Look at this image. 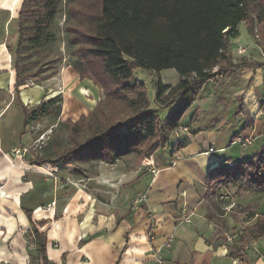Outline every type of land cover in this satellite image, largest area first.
Returning a JSON list of instances; mask_svg holds the SVG:
<instances>
[{
    "label": "crops",
    "instance_id": "obj_1",
    "mask_svg": "<svg viewBox=\"0 0 264 264\" xmlns=\"http://www.w3.org/2000/svg\"><path fill=\"white\" fill-rule=\"evenodd\" d=\"M22 2L0 0V13L7 15L0 24V264H44L29 247L34 226L47 235L53 264H264V234L243 242L245 228L264 216V193L235 194L236 186L221 185L216 204L206 197L210 169L264 152V65L218 76L223 86L206 83L182 118L190 130L176 140L181 146L177 161L159 160L157 175L138 161L130 164L131 154L114 164L91 163L74 174L50 164L33 165L12 152L26 132L23 109L14 101L16 71L7 49L18 36L12 20ZM248 43H230L234 61H264V47L255 38ZM251 46L256 48L251 51ZM20 90L27 104L31 96ZM70 97L65 96L62 117L73 113ZM83 114L88 112L77 118ZM238 136L252 137L253 144L240 145ZM140 192H147L148 199L136 207L132 203ZM229 200L252 212L226 209ZM53 201L54 211H44Z\"/></svg>",
    "mask_w": 264,
    "mask_h": 264
},
{
    "label": "trees",
    "instance_id": "obj_2",
    "mask_svg": "<svg viewBox=\"0 0 264 264\" xmlns=\"http://www.w3.org/2000/svg\"><path fill=\"white\" fill-rule=\"evenodd\" d=\"M61 1L23 0L12 20L18 29L10 51L16 71L14 101L24 113L22 134L30 122L60 115L62 96L28 106L20 87L28 79L46 80L56 74L48 71L62 55L44 62L40 59L52 52L56 39L52 28ZM67 15V40L79 57L74 68L82 81L90 79L99 86L104 97L88 114L64 120L69 145L54 157L29 158L33 165L114 164L130 154L139 161L150 156L159 161L173 139L171 165L181 148L176 140L182 135L174 136V130L206 83L245 66L264 65V61L246 57L234 61L230 50V41L239 35L243 22L264 47V0H76L68 4ZM97 63L100 68L95 67ZM138 67L156 72L174 68L180 79L171 85L159 78L153 106L146 82L134 76ZM221 185L236 186L235 194L264 193V152L256 159L210 169L206 197L215 204ZM232 211L251 213L252 207L238 205ZM26 212L31 217L32 210ZM263 234L261 216L245 228L243 242ZM31 236L43 263L53 264L47 254V235L34 226Z\"/></svg>",
    "mask_w": 264,
    "mask_h": 264
},
{
    "label": "rangeland",
    "instance_id": "obj_3",
    "mask_svg": "<svg viewBox=\"0 0 264 264\" xmlns=\"http://www.w3.org/2000/svg\"><path fill=\"white\" fill-rule=\"evenodd\" d=\"M76 0H62L59 6V11L56 15L52 32L56 37L55 42L51 45V54L49 57H43L40 61H46L51 58H56V56L62 55L61 59L54 61V68L50 69L48 72L53 70L56 71L52 77L46 80L40 79H28L27 83L20 87L26 90V95L31 97H26V102L28 105H32V103H39L41 99H49L54 96H62L63 102L61 104V111L64 108L65 96L67 93H70L72 97V101H70L71 107L73 108V113L70 115H65L62 117L61 115L52 114L49 116L42 117L39 121L30 122L27 126L25 135L23 136L21 146H27L29 148L28 152L24 155L25 159L35 158L39 156H56L60 151H62L67 145H69V136L68 131L62 125V118H68L70 116L73 119H77L80 112L86 111L90 112V110L96 105V100L104 97L103 90L97 86L93 87V83L87 79L88 84L85 81H79L78 75L75 74L76 70L74 68L75 62L78 60V56L73 54V46L67 40V32L64 29L68 15H67V7L69 3H74ZM15 13V10H13ZM6 19L5 13H0V24L3 25ZM15 24V23H13ZM13 24L8 26V29L13 28ZM241 30V34L237 37L231 39L232 42L238 44L242 43L243 45L249 44V40L254 38L250 32L248 31L247 25L243 22L239 27ZM12 29L10 30V33ZM4 34V33H3ZM250 34V35H249ZM11 38V36H10ZM235 40V41H234ZM14 45V43H10ZM8 45L7 49L11 50V45ZM256 46H251V51L254 50ZM13 69L15 71L14 64L12 63ZM96 68H100V65L97 63ZM38 68V67H37ZM2 73H5L3 71ZM73 76L75 77L73 79ZM134 76L137 79H141L146 82L148 88L149 98L154 105L156 98V82H158L159 78L165 84L175 85L179 79L180 75L174 68H168L162 70L161 72H156L153 70L144 69L142 67H138L135 69ZM66 79V83L63 81ZM76 80V81H75ZM79 81V82H78ZM78 82L80 86H74V83ZM222 81L210 80L207 83V86H221ZM223 86V85H222ZM93 88V90H92ZM99 88V89H98ZM95 104V105H94ZM94 105V106H93ZM81 107V111H80ZM60 111V114H61ZM173 139H170L169 144L165 148V154L162 156V161L165 162L169 159L170 152L172 150ZM132 155V160L129 161L130 164L138 161L137 163L143 164L142 161H139V158L135 154ZM128 156V155H127ZM91 163L97 164L99 161H90V162H81L73 165H69L66 169H69V172L75 173L79 171L78 168L84 169L85 167L91 168ZM51 165V164H50ZM145 166V165H144ZM146 167V166H145ZM85 170V169H84Z\"/></svg>",
    "mask_w": 264,
    "mask_h": 264
},
{
    "label": "built area",
    "instance_id": "obj_4",
    "mask_svg": "<svg viewBox=\"0 0 264 264\" xmlns=\"http://www.w3.org/2000/svg\"><path fill=\"white\" fill-rule=\"evenodd\" d=\"M240 53L245 52V49L240 48L239 49ZM190 130L189 126L185 123L180 124L175 130H174V136L179 137L185 133H187ZM235 142L239 143L242 146H251L253 144V138L252 137H243V136H238L235 138ZM29 148L27 146H17L14 147L12 149V152L14 154H18V155H22L24 156L27 152H28ZM177 161V158H175L173 160L174 164ZM143 165H145L153 175H157L160 171H161V165L159 163V161L154 157V156H150V157H146L143 159L142 161ZM229 165H233L234 163L231 161H228ZM148 199V193L147 192H140L136 195L134 201H133V205L138 207L142 202L147 201ZM228 204L226 205V209L232 211L235 207L238 206V204L234 201V200H230L227 202ZM56 205V201L51 202V204H48L47 206H45L43 208L44 211H50L55 208ZM42 209V208H40ZM185 221L187 222H191L192 219L191 217H186ZM235 238V235H231L228 237L229 241H233ZM36 242L35 240H31V242L29 243V247L31 249H35L36 248ZM250 246V244H246L244 249H248V247Z\"/></svg>",
    "mask_w": 264,
    "mask_h": 264
}]
</instances>
